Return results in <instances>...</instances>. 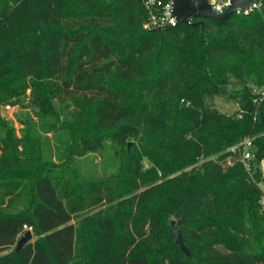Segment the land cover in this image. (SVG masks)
Instances as JSON below:
<instances>
[{
  "label": "trees",
  "instance_id": "16d2710c",
  "mask_svg": "<svg viewBox=\"0 0 264 264\" xmlns=\"http://www.w3.org/2000/svg\"><path fill=\"white\" fill-rule=\"evenodd\" d=\"M144 2L0 0V108L28 87L43 110L71 102V152L111 139L122 159L108 176L56 171L13 152L0 112V264H264V0L160 30ZM245 138L249 170L230 150Z\"/></svg>",
  "mask_w": 264,
  "mask_h": 264
},
{
  "label": "rangeland",
  "instance_id": "374dc122",
  "mask_svg": "<svg viewBox=\"0 0 264 264\" xmlns=\"http://www.w3.org/2000/svg\"><path fill=\"white\" fill-rule=\"evenodd\" d=\"M256 91L262 93L264 87L256 88ZM16 100L18 102L11 103L10 108L6 107L8 104L0 108L1 115L9 126L13 127L15 136L25 145L21 142L13 152L26 155L34 153L41 161H46L47 166H55L56 171L65 174L75 170L82 176L99 177L119 172L122 159L115 152L111 139H106L100 149L89 151L82 156L71 152L73 132L67 124L75 119V113L78 112L73 103L53 98L49 100L51 110H43L36 107L31 87L16 97ZM215 102L222 111L241 116L242 103L239 100L217 96ZM214 157L218 158L217 155Z\"/></svg>",
  "mask_w": 264,
  "mask_h": 264
},
{
  "label": "water",
  "instance_id": "95a60500",
  "mask_svg": "<svg viewBox=\"0 0 264 264\" xmlns=\"http://www.w3.org/2000/svg\"><path fill=\"white\" fill-rule=\"evenodd\" d=\"M257 1L263 0H229V5L226 11L224 13H219L213 8L208 0H173L172 14L176 17L177 26L189 24L190 18L197 17L223 20L231 17L236 9L240 12L245 11L250 5ZM168 227L174 234L175 242L179 245L181 250L186 255H190V250L184 242L182 231L176 226L174 219L168 221ZM32 237L33 234L31 230L25 231L15 244L14 250L19 251L32 239Z\"/></svg>",
  "mask_w": 264,
  "mask_h": 264
},
{
  "label": "built area",
  "instance_id": "2783aa9c",
  "mask_svg": "<svg viewBox=\"0 0 264 264\" xmlns=\"http://www.w3.org/2000/svg\"><path fill=\"white\" fill-rule=\"evenodd\" d=\"M208 2L219 13H224L229 5V0H208ZM261 2L262 1H257L250 5L245 12L259 6ZM144 3L146 8L149 10V17L144 22L145 28L154 30L162 29L166 26H177L176 17L172 14L173 0H145ZM6 107L10 108V104ZM230 150L234 154H240V159L244 167L248 170L251 168L253 162H255L256 153L251 138H245L240 146H233ZM259 168L264 174V159L260 160Z\"/></svg>",
  "mask_w": 264,
  "mask_h": 264
}]
</instances>
